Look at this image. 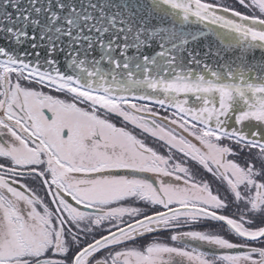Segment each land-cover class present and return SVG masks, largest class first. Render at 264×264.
<instances>
[{
  "label": "snow or ice",
  "instance_id": "1",
  "mask_svg": "<svg viewBox=\"0 0 264 264\" xmlns=\"http://www.w3.org/2000/svg\"><path fill=\"white\" fill-rule=\"evenodd\" d=\"M0 264H264V0H0Z\"/></svg>",
  "mask_w": 264,
  "mask_h": 264
}]
</instances>
